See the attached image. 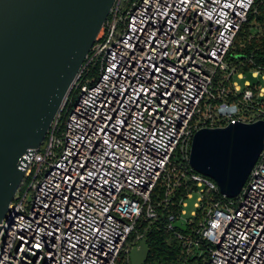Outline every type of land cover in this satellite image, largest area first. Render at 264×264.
I'll use <instances>...</instances> for the list:
<instances>
[{
	"label": "built area",
	"instance_id": "1",
	"mask_svg": "<svg viewBox=\"0 0 264 264\" xmlns=\"http://www.w3.org/2000/svg\"><path fill=\"white\" fill-rule=\"evenodd\" d=\"M257 1L115 0L71 86L64 129L58 135L71 89L40 147L25 155L22 184L0 222V264H119L145 237L136 223L148 228L156 205L179 189L166 227L187 256L204 244L201 264H264V147L233 198L189 164L199 128L264 120L253 85L242 89L234 79L242 72L227 60ZM90 64L98 73L82 82ZM194 192L196 209L183 220Z\"/></svg>",
	"mask_w": 264,
	"mask_h": 264
},
{
	"label": "water",
	"instance_id": "2",
	"mask_svg": "<svg viewBox=\"0 0 264 264\" xmlns=\"http://www.w3.org/2000/svg\"><path fill=\"white\" fill-rule=\"evenodd\" d=\"M114 2L0 0V222L22 184L25 155L31 159L44 141ZM263 147V119L202 127L192 136L189 164L233 198ZM148 253L144 237L130 263L146 264Z\"/></svg>",
	"mask_w": 264,
	"mask_h": 264
},
{
	"label": "trees",
	"instance_id": "3",
	"mask_svg": "<svg viewBox=\"0 0 264 264\" xmlns=\"http://www.w3.org/2000/svg\"><path fill=\"white\" fill-rule=\"evenodd\" d=\"M134 0H130L132 2ZM248 57H251V62L247 61ZM227 60L231 66H237L238 69L253 71L258 67L264 68V3L259 0L256 2L254 9L248 14L247 21L242 25L237 33L234 43L230 48L227 55ZM98 73L97 64H90L82 73L81 80L84 82L86 79L92 80ZM221 80V74L219 73L215 79V85ZM225 84H228L226 81ZM255 93V99L264 103V96L257 98V92L259 88L258 83L252 84ZM77 90L71 89L67 102L61 112L59 118V130L58 135L64 129L65 119L67 111L69 110L71 103L76 97ZM242 91L238 92L235 96L229 95L228 99L234 100L241 98ZM212 103H216L219 99L210 100ZM223 121H218L216 124H223ZM25 187L21 189L23 192ZM161 193L160 190H158ZM183 197V190L179 189L171 196V202L167 205L157 204V219L154 223L146 228V224L142 221L136 223V228L139 232H144V236L147 238V244L149 246V253L146 259V264H179L185 262L186 264H201L208 259V252L203 251L198 254L200 249H206L204 244L199 246H193L192 253L188 256L185 253V249L182 244L173 236V232L166 226L169 222V216L171 214L177 215L179 211L180 200ZM157 201V200H156ZM157 203V202H155ZM135 233L129 235L127 242L133 241ZM138 242L135 243V245ZM119 264H131L129 255L122 252L118 258Z\"/></svg>",
	"mask_w": 264,
	"mask_h": 264
},
{
	"label": "rangeland",
	"instance_id": "4",
	"mask_svg": "<svg viewBox=\"0 0 264 264\" xmlns=\"http://www.w3.org/2000/svg\"><path fill=\"white\" fill-rule=\"evenodd\" d=\"M239 72H242V77H238L237 75H235L234 79L240 84L242 89L245 87L246 81H248L251 84L258 83L259 87L264 88V78L262 77L261 73L258 75V77H255L252 75V71H250V70L240 69ZM239 72H237V73H239ZM31 195H32V192L29 191L27 196H26L27 201L31 200ZM196 198H197L196 192H194L191 197L185 198L186 205L184 207L185 215L183 216V220H185L188 217H191L192 211L196 209L195 205H194Z\"/></svg>",
	"mask_w": 264,
	"mask_h": 264
}]
</instances>
